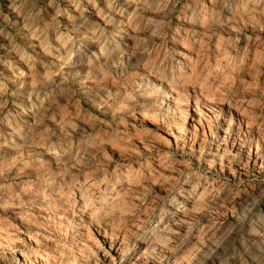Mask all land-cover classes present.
I'll use <instances>...</instances> for the list:
<instances>
[{
  "label": "rangeland",
  "instance_id": "rangeland-1",
  "mask_svg": "<svg viewBox=\"0 0 264 264\" xmlns=\"http://www.w3.org/2000/svg\"><path fill=\"white\" fill-rule=\"evenodd\" d=\"M0 264H264V0H0Z\"/></svg>",
  "mask_w": 264,
  "mask_h": 264
}]
</instances>
